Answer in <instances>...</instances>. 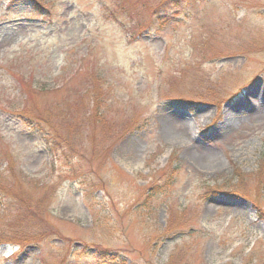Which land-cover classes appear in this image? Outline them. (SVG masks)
Segmentation results:
<instances>
[{"label":"rangeland","instance_id":"obj_1","mask_svg":"<svg viewBox=\"0 0 264 264\" xmlns=\"http://www.w3.org/2000/svg\"><path fill=\"white\" fill-rule=\"evenodd\" d=\"M41 1L0 0V264H264V0Z\"/></svg>","mask_w":264,"mask_h":264},{"label":"trees","instance_id":"obj_2","mask_svg":"<svg viewBox=\"0 0 264 264\" xmlns=\"http://www.w3.org/2000/svg\"><path fill=\"white\" fill-rule=\"evenodd\" d=\"M8 2L11 4V5H20V6H24V7H26V8H29L30 9V11L33 13V17H32V20L33 21H37L38 23L36 24V25H39L41 28H43V29H46L44 26L45 25H47L48 26V24L49 23H52V22H54V19H53V17H52V11H51V9H49V8H47V7H45L44 6V4H42V1L41 0H8ZM12 9V8H11ZM10 10V9H9ZM231 98V97H230ZM28 114H30V112H28ZM29 116V115H28ZM27 115L26 116H22V118L24 119V120H27L28 122H26V123H29V125L31 126V127H33L32 129H35V130H37L38 131V129L40 130L41 129V127H37V125L35 124V126H34V122L32 121V120H30V118L28 117ZM41 131V130H40ZM39 131V133H40V135L42 136V137H44L45 138V140H46V142H48L49 143V140H50V138H49V136L47 135V133H42V132H40ZM51 141V140H50ZM53 149H51V151H52ZM236 175L238 176V175H240L239 174V171H237V173H236ZM216 189H218V190H216ZM220 189H222V190H220ZM216 191H224L225 193L226 192H229V191H232V192H234V193H237V194H239V195H242L241 193H239V192H237V189H236V187H234V186H227V187H225V188H216V187H209L208 188V191H207V193H215ZM205 195H206V193H205ZM243 197H245L244 195H242ZM246 198V197H245ZM252 205H253V207L255 208V210L257 211V214H259V215H264V209L262 208V207H260L257 203H255V202H253L252 203ZM44 222V221H43ZM37 223V222H36ZM25 224H26V222H25ZM40 224H42V222L40 223ZM170 233V232H169ZM167 236V235H166ZM37 238V239H36ZM41 238V234H33V235H27V234H23L21 237H20V239H21V241L22 240H25V242L27 243V242H31L32 240L35 242V243H39V242H37L38 241V239H40ZM10 242V240L9 239H7L5 236H2L1 237V240H0V243L1 244H6V243H9Z\"/></svg>","mask_w":264,"mask_h":264}]
</instances>
